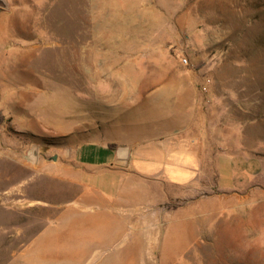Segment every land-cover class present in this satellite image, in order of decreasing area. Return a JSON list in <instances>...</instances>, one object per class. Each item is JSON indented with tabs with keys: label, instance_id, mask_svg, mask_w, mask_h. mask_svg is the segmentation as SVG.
I'll use <instances>...</instances> for the list:
<instances>
[{
	"label": "rangeland",
	"instance_id": "1",
	"mask_svg": "<svg viewBox=\"0 0 264 264\" xmlns=\"http://www.w3.org/2000/svg\"><path fill=\"white\" fill-rule=\"evenodd\" d=\"M207 79L209 105L201 89ZM11 80H37L27 90L32 95L66 88V129L19 131ZM0 86V264H99L83 259L92 246L61 238V209L79 188L49 172L46 153L77 135L90 138L114 116L159 128L172 114L157 96L168 87L194 93L196 129L209 110L204 135L217 149L264 154V0H0ZM43 102L32 96L21 104L35 112ZM89 144L84 153L95 159L113 152ZM262 157L252 163L261 183ZM263 191L251 227L237 210L248 204L213 188L218 200L201 210L221 211L201 218L198 241L176 264H264ZM144 244L133 254H146Z\"/></svg>",
	"mask_w": 264,
	"mask_h": 264
},
{
	"label": "crops",
	"instance_id": "2",
	"mask_svg": "<svg viewBox=\"0 0 264 264\" xmlns=\"http://www.w3.org/2000/svg\"><path fill=\"white\" fill-rule=\"evenodd\" d=\"M11 81L17 87L11 93V106L19 131L42 133L66 129V88L60 86L58 92L49 89L42 95H32V91L27 90L37 80ZM168 90L162 87L157 93L172 110V114L162 116L159 128L152 126L148 130L145 125H133L114 116L104 122V126L94 128L90 138L77 135L53 145L54 150L46 153L50 159L45 161L49 172L79 188L76 196L61 209L60 233L61 238L81 239L84 245L92 246L85 251L89 253L85 260L99 261V264H148L154 259L159 264L183 261L199 239L197 230L201 218L221 211L211 207L201 210L202 206L218 200V194L212 193L213 188L234 191L237 200L241 197L242 202L248 204L237 206L241 219L245 211L251 227L258 224L260 200L257 195L260 188L264 189V181L261 183L253 158L263 156L261 161H264V154L247 153L244 148L217 149L204 135L208 130L209 110L204 112L203 120L199 115L200 124L196 129L198 105L194 93L182 89L178 94H171ZM202 93L209 105V92ZM0 95H4L1 86ZM32 96L36 100L44 99L42 108L25 111L21 101ZM76 112L77 117L83 115L82 109ZM106 136L109 139H105ZM89 143L113 152L109 158L95 159L84 153ZM40 156L38 148L37 159ZM179 200L186 201L175 205ZM73 213H76L74 220H64ZM142 244L146 254H133V247ZM116 246H122L120 251L116 252Z\"/></svg>",
	"mask_w": 264,
	"mask_h": 264
},
{
	"label": "built area",
	"instance_id": "3",
	"mask_svg": "<svg viewBox=\"0 0 264 264\" xmlns=\"http://www.w3.org/2000/svg\"><path fill=\"white\" fill-rule=\"evenodd\" d=\"M185 62H188V60L185 58L184 59ZM212 83V80L211 79H207L205 80L204 82H202L201 84V89L203 92H208L209 91V88H210V85Z\"/></svg>",
	"mask_w": 264,
	"mask_h": 264
},
{
	"label": "trees",
	"instance_id": "4",
	"mask_svg": "<svg viewBox=\"0 0 264 264\" xmlns=\"http://www.w3.org/2000/svg\"><path fill=\"white\" fill-rule=\"evenodd\" d=\"M4 120H5V117L2 113V111L0 110V125L4 122Z\"/></svg>",
	"mask_w": 264,
	"mask_h": 264
},
{
	"label": "water",
	"instance_id": "5",
	"mask_svg": "<svg viewBox=\"0 0 264 264\" xmlns=\"http://www.w3.org/2000/svg\"><path fill=\"white\" fill-rule=\"evenodd\" d=\"M35 152H36V148L33 151V159H35V156H36Z\"/></svg>",
	"mask_w": 264,
	"mask_h": 264
}]
</instances>
